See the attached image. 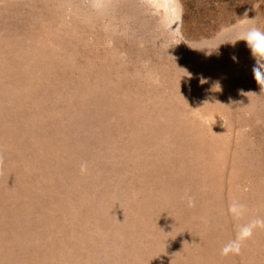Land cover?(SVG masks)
<instances>
[{
	"label": "rangeland",
	"instance_id": "rangeland-1",
	"mask_svg": "<svg viewBox=\"0 0 264 264\" xmlns=\"http://www.w3.org/2000/svg\"><path fill=\"white\" fill-rule=\"evenodd\" d=\"M264 0H0V264H264ZM242 206L239 218L230 206Z\"/></svg>",
	"mask_w": 264,
	"mask_h": 264
},
{
	"label": "clouds",
	"instance_id": "clouds-1",
	"mask_svg": "<svg viewBox=\"0 0 264 264\" xmlns=\"http://www.w3.org/2000/svg\"><path fill=\"white\" fill-rule=\"evenodd\" d=\"M240 41H245L248 48L250 49L253 58L256 63L253 67V73L261 85V81H264V31L253 28L244 33ZM242 206L233 203L230 206V211L234 217L239 218L241 215ZM257 226H264L262 221H254L251 224L243 225L238 229L236 238L228 242L221 250V254L228 256L229 254L238 255L241 251V245L253 234V229Z\"/></svg>",
	"mask_w": 264,
	"mask_h": 264
}]
</instances>
